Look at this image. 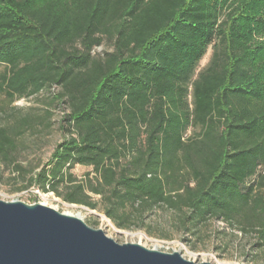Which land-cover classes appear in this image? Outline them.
Instances as JSON below:
<instances>
[{
  "label": "trees",
  "instance_id": "16d2710c",
  "mask_svg": "<svg viewBox=\"0 0 264 264\" xmlns=\"http://www.w3.org/2000/svg\"><path fill=\"white\" fill-rule=\"evenodd\" d=\"M0 65V162L17 189L124 229L158 209L193 235L216 220L264 249V0H0ZM52 87L64 139L25 166L21 138L52 111L11 105Z\"/></svg>",
  "mask_w": 264,
  "mask_h": 264
},
{
  "label": "rangeland",
  "instance_id": "374dc122",
  "mask_svg": "<svg viewBox=\"0 0 264 264\" xmlns=\"http://www.w3.org/2000/svg\"><path fill=\"white\" fill-rule=\"evenodd\" d=\"M108 43L97 46L96 52L109 49ZM209 46L204 59L199 63L198 70L207 65L212 54ZM3 65H0V71ZM57 87L44 89L36 96L22 97L11 106L21 108L22 112L32 111L44 115L46 109L52 114L46 122H41L34 130L28 131L21 138L19 159L25 166H41L51 157L56 146L64 139L62 119L65 115L63 104L58 102L50 105V97L57 92ZM5 103L0 95V105ZM47 124V127H46ZM192 133V128L186 135ZM39 166V168H40ZM89 166L76 165L73 169L78 177H83ZM11 169L0 162V199L5 201L22 200L27 203H43L61 212L81 215L82 219L93 228H101L119 243H140L147 248L164 252H180L188 260L195 262H211L213 264H264V249L254 245L251 236H244L238 231H232L220 221H211L200 229L199 235H193L176 228V215L173 211L158 209L148 213L145 227L130 229L118 228L102 209H92L85 205L63 201L54 192H43L37 187L19 190V180L11 177ZM95 196V199H98ZM123 230L118 231V230Z\"/></svg>",
  "mask_w": 264,
  "mask_h": 264
},
{
  "label": "water",
  "instance_id": "95a60500",
  "mask_svg": "<svg viewBox=\"0 0 264 264\" xmlns=\"http://www.w3.org/2000/svg\"><path fill=\"white\" fill-rule=\"evenodd\" d=\"M0 264H213L119 243L81 217L43 203L0 199Z\"/></svg>",
  "mask_w": 264,
  "mask_h": 264
},
{
  "label": "bare ground",
  "instance_id": "6f19581e",
  "mask_svg": "<svg viewBox=\"0 0 264 264\" xmlns=\"http://www.w3.org/2000/svg\"><path fill=\"white\" fill-rule=\"evenodd\" d=\"M77 216H79V217H81V218H82V216H81V215H77ZM117 230H118V229H117ZM118 231H121V232H122L123 230H118Z\"/></svg>",
  "mask_w": 264,
  "mask_h": 264
}]
</instances>
